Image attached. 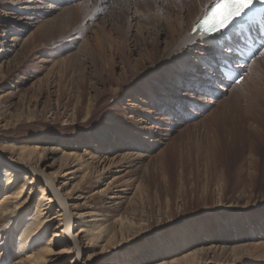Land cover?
<instances>
[{
    "label": "bare ground",
    "instance_id": "1",
    "mask_svg": "<svg viewBox=\"0 0 264 264\" xmlns=\"http://www.w3.org/2000/svg\"><path fill=\"white\" fill-rule=\"evenodd\" d=\"M92 4L102 9V14L106 12L107 15L99 17L89 39L79 37L83 41L78 48L76 47L75 53L70 54L66 61H62L63 64L69 65L70 62L76 61L77 57H81L82 61H86L88 57L93 58L95 77L88 78L89 76L82 75L77 80L72 79L65 90L62 87L58 88V99L50 108L35 106L33 109L8 115L0 107V137L6 139L4 142L0 140V195H2L0 197V264H68L69 261L59 259L57 257L59 255L53 250L54 245H59L55 242L59 237H65L63 240L70 244L64 247L67 250L66 255H71L73 258L69 264H92L91 260L83 261L80 257L81 241L89 246L97 244L103 248L105 247L103 243L114 242L117 232L123 239L124 232L133 233L136 229L142 234H137L136 239H132L131 242L148 239L147 233L152 229L150 220L153 219L151 215L153 213L147 209L150 205L148 198L141 197L135 202L133 200V204L125 207L121 196L117 194L113 193L103 198L105 196L100 197L97 196L98 192L94 193L95 186L93 187L91 180L94 177L98 178V168L101 169L100 162L97 163L101 159L98 160L99 157L95 155L96 145L109 143L107 144L109 150L114 147L121 149L122 152L117 158L124 164L141 167L143 160L147 158V151L140 146L141 137L147 136L149 142L154 141L158 137L160 127L166 125L171 128L169 129L171 132H174L173 122H178V119L172 121L165 117L172 110L173 114L177 112V116L183 118V121L188 118L189 108H194L195 93L220 94L251 80L252 91L249 92L247 100L256 98L260 101V106L264 105V56L260 55V51H264V40L258 46L255 58L249 63L246 58L241 60L235 54L236 45L241 44L238 36L245 32L231 27L224 32L230 34L228 39L222 34L208 37L200 33L195 26L215 4V0H86L87 7ZM16 8L9 6L4 10L6 17L0 16V59L3 64H5L3 60L8 63L12 53H17L15 63L22 61V44L24 46L32 40L26 41L24 36L34 22L45 18L51 25H61L62 20L65 21V26L68 24V28L72 27L78 22L80 6L75 9L66 4L57 14L42 3L30 6L32 12L25 15L22 13L29 12V7H25L24 10ZM41 8L45 10H40ZM57 10L59 11V8ZM38 13H41V16ZM82 23L78 24H81L80 27L83 29L81 31H84L85 35L84 33L83 35L86 36V32L91 27L88 28L89 26ZM108 38H115L112 39L115 49L113 44L105 47ZM78 53L81 56H77ZM189 53L194 56H190ZM115 59L120 60L121 64L116 74H114ZM192 59L196 60L193 62ZM217 62L223 63L222 67L229 64L233 69L238 70L247 67V73L239 83L231 85L225 77L220 80L221 71L215 67ZM43 63L42 59H38L35 68L39 71L42 67L40 64ZM252 72L256 74L255 77H251ZM178 76H187V83L191 82V87L187 83L181 86L182 80ZM87 78L89 81L86 80ZM18 84L22 85L24 81L19 80ZM212 88L216 92L211 91ZM18 90V87H15L14 90L5 93L4 99L10 101ZM67 91L75 97L73 107L70 109L67 108L68 104L66 106L63 104L65 107H61L59 103L62 95ZM40 92L39 85L37 94L39 95ZM107 92L114 96L112 97L114 108L106 112L105 125H102V122L93 126L95 116L102 107L100 99ZM127 92L131 94L132 99L128 100L125 95ZM186 100H188L186 106H182L181 101ZM86 102L89 104L87 108L83 107ZM125 104L129 106L124 107ZM119 112H125L122 124L128 133L118 134L115 131ZM83 113L81 122L85 123L84 127L89 125L94 130L92 135L90 133L82 141L81 139L72 141L70 137L65 136L41 139L38 144L41 147L39 150L35 146L31 148L22 143L9 142L20 122L38 120L45 114H48L46 118L57 120L62 115L63 125L75 127L76 118ZM256 126L257 129L260 125ZM186 130L188 131L189 128ZM117 142L122 146L116 144ZM76 145L83 150H78ZM50 160L52 163L56 162L58 169L52 174L46 173L51 164L44 165ZM112 160L109 166L113 164ZM105 162L106 159L102 163ZM161 168L157 170L165 175V170ZM144 171V175H151L150 170L144 169ZM54 174L55 176H52ZM165 192L168 207L172 199L169 191L165 190ZM190 196L192 197V194ZM90 197L98 198L99 204H89L87 199ZM243 197L239 194L227 204L224 203L221 192L217 193L212 212L214 224L211 228L213 229L208 230L205 225L203 229H194L186 223L173 224V222L168 229L175 231L176 249L186 252L170 251L164 259L160 257L158 250L156 253L155 250L150 249L142 262L144 264H264V241L260 240L264 236V213L258 208L257 210L250 208L249 202ZM256 204L255 201L253 205ZM72 208L76 209L75 212L71 211ZM168 215L170 217V214ZM257 215H261L263 220H259L262 224H251L248 218L257 219ZM75 227L78 231L73 234ZM121 242L119 239L113 249H117V244ZM164 251L165 254L169 252V250Z\"/></svg>",
    "mask_w": 264,
    "mask_h": 264
},
{
    "label": "rangeland",
    "instance_id": "2",
    "mask_svg": "<svg viewBox=\"0 0 264 264\" xmlns=\"http://www.w3.org/2000/svg\"><path fill=\"white\" fill-rule=\"evenodd\" d=\"M41 3L44 5L46 4L47 8L52 9L55 14L60 12L66 4L73 8L75 7V9H78L80 6L78 9V22L73 24L74 26L69 27V29L68 24L65 26V21L63 22L61 20V25H51V23L46 22L49 20L40 18L39 21L34 22L24 36V40H32L31 42L25 43L24 46L22 44V61H16L15 63V55L17 53L10 54L8 63H6V60H3V62H5V64H3L1 63L2 59H0V107L4 109L8 115H15L22 110L26 111L33 109L35 106L37 108L40 106L50 108L55 100L58 99V88L62 87V89L65 90L72 79L77 80L79 77H82V75L89 76L88 78L95 77L93 68L95 62L93 58L88 57L86 61H82L80 60L81 57H77L76 61L70 62L69 65L67 63L63 64V61H66V59L71 56L70 54H73V52L75 53V50L83 41L81 38L87 37L89 39L91 37L92 29L96 28L101 16H106L107 13L104 12L102 14L103 10L99 9V7L97 8L93 4L87 7L86 0H0V16L6 17L4 10L9 6H15V8L17 7L16 9L24 10L25 7L30 8V6L32 7L35 4L40 5ZM58 8L59 11L57 10ZM27 9L26 11H28ZM42 9L45 10V8H41L40 10ZM91 9H93V11ZM30 10L31 8L29 12H24L22 15L32 12ZM38 14L40 15L41 13ZM55 14L53 16H55ZM42 19L45 20L40 21ZM81 22L89 26L88 28L91 27L90 30L86 32V36H84V31H81L83 30L82 27H80L81 24H78ZM81 34L83 36H81ZM224 37L226 38V35ZM112 39L115 38H108L105 41V43H107L105 47H108L109 44H113L114 46ZM90 41H92V38ZM115 48L114 46L113 49ZM119 49H121V47H119ZM132 55H134V53H132ZM77 56L81 55L78 53ZM190 56L194 55L190 54ZM38 59H42L44 62L43 65L40 64L42 67L39 71L35 68ZM192 60L194 62L196 59ZM115 61L116 70H114V74L121 68L120 60L115 59ZM1 64H3V66H1ZM66 64L68 66H66ZM222 64L221 62H217L215 67L220 68ZM197 65L196 63V66ZM74 68L77 71L74 70ZM243 69H245L247 73V67ZM66 70L70 73L68 74ZM187 73L189 72H186V74ZM244 74L245 72H243L242 75ZM255 76L256 74L252 72L251 77ZM219 77L220 80H222L220 75ZM88 78L86 79L87 81H89ZM178 78L182 80L181 86H185L183 84L187 83V76H178ZM19 80L24 81V84H18ZM250 81L251 80L243 82L241 85H237L234 88L231 87L228 92H220V94L217 93L212 95L210 93L206 94V92L195 93L196 100L193 105L194 108L188 109V118L184 121L182 120L183 118L177 116V112L173 114L174 111H169L168 115H165V118H169L172 121L178 119V122H173V126L175 127L174 132H171V130H169L171 128L166 125L160 127L157 133L158 137H156L154 141L152 140L149 142L150 140H148L147 136L141 137L142 144H140V146H143L147 151V158L143 160V165L141 167L124 164L123 161L117 158V156L120 155L119 153L122 152L121 149H115L114 147L109 150L110 147L107 146L109 143L96 145L97 154L95 155L99 157L98 160L101 159L103 162L104 159H106L107 163L105 162L103 164L101 161H97V163L100 162L101 169L102 167L103 169L101 170L96 167L99 169V174L97 173L98 178L94 177V179L91 180L93 187L95 186L94 193L98 192L99 195L97 196L100 197L105 196L103 198L109 197V195L113 193L117 194L121 196L125 207L133 204L141 197L148 198V203L150 205H148L147 209L153 213L151 214L153 215V219L150 220L153 230L151 229V231L147 233L149 236L148 239L136 243L131 242V240L136 239L138 236L137 234H142L138 233V229L133 233L130 231L129 233L128 231L124 232V235H122L123 239L120 238V233L117 232L112 244L103 243V245H105V247H103L104 249L100 248L97 244L89 246L81 241L80 257L83 261L91 260L92 264H144L142 262L143 257L146 256L145 254L149 253L148 251H150V249H153V251L155 250V252L158 250L162 258L166 257L170 251H178L179 253L186 252V250L176 249L175 231H170L168 228L176 223H186L190 228L194 229H203L204 225L208 230L213 229L211 228L214 224L212 212L214 210L215 198H217V193L220 192L223 196L224 203H230L241 194L245 197H243V199L249 202L250 208L256 210L258 208L264 213V105L260 106V101L256 98L250 101L247 100V96L250 94L249 92L252 91ZM188 84L189 87H191V82L187 83V85ZM39 85L41 86L40 96L37 94V87ZM15 87L19 89L16 95L10 99V101L8 99L6 100V98L4 99L3 95L10 90H14ZM211 91L216 92L213 88ZM108 92L100 99L102 107L95 116L92 124L93 126L96 124L100 125L102 122V125H105L104 119L106 117V112H110L114 108L112 98L114 96ZM65 93L66 94H63V92H61L63 95L59 103L60 106L62 105L61 107H65L68 104L67 108L70 109L73 107L75 97L68 91ZM125 95L128 100L132 99L131 94L128 92L127 94L125 93ZM69 97L72 98L70 99ZM187 102L188 100L181 101V105L186 106ZM63 104H65V106ZM87 106H89V104L86 102L83 107L87 108ZM126 106H129V104L124 105V107ZM68 109L66 111H68ZM124 113L125 112H119V118H121H118V123H116L117 126H115V131L118 134H121V132L128 133L122 124ZM46 115L48 116V114H45V116ZM45 116L38 118V120L18 123L17 131L9 142L11 144L22 143L31 148L35 146L38 147L37 149L39 150V148H41L38 145L39 142L51 139L52 137L58 138L65 136L67 138L70 137L69 139H72V141L74 139H81L80 141H82L87 135H90V133L91 135L93 134L92 130H94V128L88 125L86 126L87 129L84 127L85 123L81 122L84 113L76 118L75 127H72V125H63L61 122L63 119L62 115V117L59 116L57 120H51ZM256 125H260V129ZM76 126L80 128L76 129ZM252 127L253 129H251ZM186 128H189V130L187 131ZM184 129L186 131H184ZM168 134H170L169 137L166 136ZM0 140L4 142L6 139L0 137ZM116 144L120 147L122 146L119 142ZM75 147H78L80 151L83 150L80 149L78 145ZM111 160L113 164L109 166L108 164ZM55 163H52V160H50L44 164H51L50 168L46 170V173L52 174L53 171L58 170ZM43 167L44 166H42L41 169H43ZM159 167L165 170V175L158 171ZM144 169L150 170L151 175H144ZM151 170L154 171L152 172ZM52 176H55V174ZM165 190L169 191L172 199L168 207L166 206L168 199L165 198ZM191 194L192 197L190 196ZM1 196L2 195H0V197ZM93 198H88V203L98 205L100 202L98 198ZM255 201L257 204L253 205ZM75 210V208L71 209L72 212H75ZM168 214H170L171 218ZM181 214L183 216L180 217ZM257 216V219H255V217L248 218L252 222H250L251 224L261 223L259 220L262 219L261 215ZM77 231L78 229L75 227L72 233L76 234ZM155 231H158V233ZM60 236H62V234H60ZM261 238L260 240L264 241V236ZM63 239H65V237L55 239L57 240L55 242L59 245H54L53 250L59 255L57 256L59 259L70 262L73 258L71 255H66L67 250L64 248L70 244ZM119 239L122 242L117 244V249H113L116 247L114 244ZM120 244L126 247H122ZM164 250H169V252L165 254ZM141 256L142 258L140 259ZM159 259L162 261L161 258Z\"/></svg>",
    "mask_w": 264,
    "mask_h": 264
},
{
    "label": "snow or ice",
    "instance_id": "3",
    "mask_svg": "<svg viewBox=\"0 0 264 264\" xmlns=\"http://www.w3.org/2000/svg\"><path fill=\"white\" fill-rule=\"evenodd\" d=\"M257 2L262 7L258 12L252 13L249 22L259 21L260 24L264 25V0H215V6L212 9L211 15L214 20L218 19L219 28H217L216 23H213L212 28L215 29V32L211 33V35L224 32L238 18L248 15L254 3ZM261 32L260 39L264 40V28L261 29ZM260 55L264 56V51H260Z\"/></svg>",
    "mask_w": 264,
    "mask_h": 264
}]
</instances>
